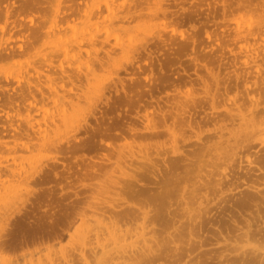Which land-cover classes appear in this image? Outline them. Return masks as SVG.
<instances>
[{"label": "rangeland", "instance_id": "374dc122", "mask_svg": "<svg viewBox=\"0 0 264 264\" xmlns=\"http://www.w3.org/2000/svg\"><path fill=\"white\" fill-rule=\"evenodd\" d=\"M111 1L0 0V264H264V0Z\"/></svg>", "mask_w": 264, "mask_h": 264}, {"label": "bare ground", "instance_id": "6f19581e", "mask_svg": "<svg viewBox=\"0 0 264 264\" xmlns=\"http://www.w3.org/2000/svg\"><path fill=\"white\" fill-rule=\"evenodd\" d=\"M115 1V0H114ZM121 1V0H120ZM124 2L126 1V0H123ZM102 2H103V4H105L106 5V9H107V11H109V13H113L115 10H114V6H113V4H112V1L111 0H102ZM128 2V1H127ZM91 5V4H90ZM96 6H97V4H94V5H92V7L91 6H89V8H88V10H87V16H88V18L91 20L92 19V17H93V14H94V10H95V8H96ZM123 6H124V4H123ZM99 9V8H98ZM101 10V9H100ZM114 14H115V12H114ZM111 20V19H110ZM24 21V20H23ZM32 21H33V19H32ZM35 22V21H34ZM26 23V22H25ZM29 23V22H28ZM65 27V26H64ZM96 27V26H95ZM97 27H99V26H97ZM96 27V28H97ZM73 29H74V27H73ZM76 29V28H75ZM74 29V30H75ZM105 30V29H104ZM106 32H107V30H106ZM108 33V32H107ZM118 37V36H117ZM117 39V38H116ZM118 40V39H117ZM83 43V42H82ZM68 50V49H67ZM68 53V52H67ZM90 53V52H89ZM74 55V54H73ZM75 56V55H74ZM89 67H90V65H89ZM95 75V74H94ZM92 77H95V76H92ZM96 79V78H95ZM90 83V82H89ZM88 83V84H89ZM90 85V84H89ZM90 86H92V85H90ZM90 89H91V87H89ZM85 95V94H84ZM86 97V96H85ZM75 105V104H74ZM78 106H80V105H78ZM74 107V106H73ZM66 108V107H65ZM76 108V107H75ZM78 110V109H77ZM77 110H76V112H77ZM65 111H66V109H65ZM73 111V110H72ZM73 113V112H72ZM75 113V112H74ZM68 114L70 115L71 114V112L69 113L68 112ZM66 116V115H65ZM66 118V117H65ZM68 118H69V116H68ZM72 118V117H71ZM70 119V118H69ZM2 156V155H1ZM11 179V178H10ZM19 179V178H18ZM6 181V180H5ZM10 188V187H9ZM15 189V188H14ZM7 191V190H6ZM1 192V191H0ZM3 192V191H2ZM17 192H18V190H17ZM16 192V193H17ZM9 193V192H8ZM14 193V192H13ZM12 195V194H11ZM2 199V198H1ZM9 200V199H8ZM2 203V202H1ZM82 226V225H81ZM111 226V225H110ZM83 227V226H82ZM137 230V229H136ZM104 232V231H103ZM138 232V231H137ZM92 235V234H91ZM112 237H111V239H113V242L115 243V244H117V243H120V242H122L124 239H126L125 237H126V235H119V234H115L114 233V235H111ZM139 239V238H138ZM112 241V240H111ZM112 242V243H113ZM113 243V244H114ZM111 245V244H110ZM99 246H102V245H99ZM107 246V245H106ZM103 248V247H102ZM107 249V248H106ZM105 249V250H106ZM103 250V249H102ZM93 252V251H92ZM101 252V251H100ZM107 252H109L108 250H107ZM107 252H104V254H103V257H102V254H101V256L100 257H102V258H100V260L99 259H97L98 261H97V263L96 264H117L118 262L117 261H119V260H121V258H123L124 256H126V254L124 255L123 254V252H121V251H116V253H114V254H110V253H107ZM132 252V251H131ZM124 255V256H123ZM96 256V255H95ZM98 257V256H97ZM126 259V258H125ZM124 259V260H125ZM123 260V261H124ZM123 261H122V263H123Z\"/></svg>", "mask_w": 264, "mask_h": 264}]
</instances>
